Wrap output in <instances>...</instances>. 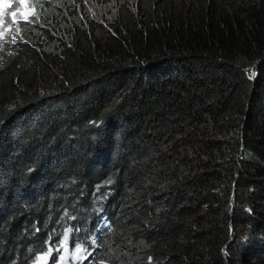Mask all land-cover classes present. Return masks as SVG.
Returning <instances> with one entry per match:
<instances>
[{
  "label": "trees",
  "instance_id": "1",
  "mask_svg": "<svg viewBox=\"0 0 264 264\" xmlns=\"http://www.w3.org/2000/svg\"><path fill=\"white\" fill-rule=\"evenodd\" d=\"M30 6L0 54V264L101 212L98 264H264V0Z\"/></svg>",
  "mask_w": 264,
  "mask_h": 264
},
{
  "label": "rangeland",
  "instance_id": "2",
  "mask_svg": "<svg viewBox=\"0 0 264 264\" xmlns=\"http://www.w3.org/2000/svg\"><path fill=\"white\" fill-rule=\"evenodd\" d=\"M31 1L30 0H24V6L21 7V0H15V3L12 5L13 7L8 9L5 14L4 20L0 23V33H6L9 35V38L0 43V54L5 51L8 46H10V37L15 36L17 34L16 27L19 23L24 22L23 17L21 13H28L29 16L32 14L31 10ZM16 12V20L17 23H13V17L11 13ZM52 237V236H51ZM47 237V241L52 239L54 242L58 240V236L55 237ZM64 239V236L62 237ZM61 239V240H62ZM60 240V239H59ZM52 247V246H51ZM54 248V247H53ZM73 247L69 246V242H66L63 246H60L59 244V254L57 253V259L54 264H75L77 261H79L80 264H85L89 262V260H85L86 257H88V254L90 253V249L88 250V253H80V252H72L71 249ZM55 251H53L54 253ZM61 256L64 257V259H61ZM76 261V262H75Z\"/></svg>",
  "mask_w": 264,
  "mask_h": 264
},
{
  "label": "snow or ice",
  "instance_id": "3",
  "mask_svg": "<svg viewBox=\"0 0 264 264\" xmlns=\"http://www.w3.org/2000/svg\"><path fill=\"white\" fill-rule=\"evenodd\" d=\"M23 6H24V0H21V7H23ZM9 7H11V5L6 3L5 0H0V16L3 15L4 9L9 8ZM11 15L13 17L12 22L13 23H17V20H16L17 13L13 12V13H11ZM21 15H22L23 20L25 22H30L28 13H21ZM2 35L3 34L0 33V36H2ZM77 231H79V229H77ZM71 233H72V229L71 228L64 229V234H63L64 235V239L59 241L60 246H63L66 242H69L72 245H74V247L71 249L72 252H80V253H85V254L88 253V250L90 248L93 249V250L95 249V247H96V245L98 243L97 238L95 236H93L91 238V240H89L86 237L84 240L77 241V240L72 239ZM53 251H56L59 254V247L54 249L53 247H51V243H50L48 251L47 252H42L41 255H38L36 257L37 264H40V262L46 260V258L48 256H50ZM61 259L63 260L64 257L61 256Z\"/></svg>",
  "mask_w": 264,
  "mask_h": 264
},
{
  "label": "bare ground",
  "instance_id": "4",
  "mask_svg": "<svg viewBox=\"0 0 264 264\" xmlns=\"http://www.w3.org/2000/svg\"><path fill=\"white\" fill-rule=\"evenodd\" d=\"M5 2L6 3H8V4H10L11 5V7H9V8H6V9H4V11H3V15L2 16H0V23L4 20V18H5V14H6V11L8 10V9H10V8H12L13 6V4L15 3V0H5ZM166 7V6H165ZM5 35H6V33H3V35L2 36H0V43L2 42V41H4L5 40ZM72 224V223H71ZM79 224V223H78ZM253 224V223H252ZM76 226V225H75ZM78 228V227H77ZM114 229V228H113ZM58 240H59V238H58ZM57 240V241H58ZM36 241V240H35ZM50 246V245H49ZM49 246H47V248H46V250L48 251V248H49ZM52 246V245H51ZM53 247V246H52ZM41 255V254H40ZM98 258V257H97ZM102 263V262H101Z\"/></svg>",
  "mask_w": 264,
  "mask_h": 264
}]
</instances>
